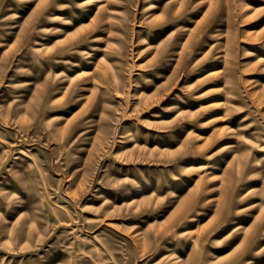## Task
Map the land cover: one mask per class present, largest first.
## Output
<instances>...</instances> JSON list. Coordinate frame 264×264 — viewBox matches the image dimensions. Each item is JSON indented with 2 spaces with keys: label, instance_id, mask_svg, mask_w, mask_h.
I'll return each mask as SVG.
<instances>
[{
  "label": "rangeland",
  "instance_id": "rangeland-1",
  "mask_svg": "<svg viewBox=\"0 0 264 264\" xmlns=\"http://www.w3.org/2000/svg\"><path fill=\"white\" fill-rule=\"evenodd\" d=\"M0 264H264V0H0Z\"/></svg>",
  "mask_w": 264,
  "mask_h": 264
},
{
  "label": "bare ground",
  "instance_id": "bare-ground-1",
  "mask_svg": "<svg viewBox=\"0 0 264 264\" xmlns=\"http://www.w3.org/2000/svg\"><path fill=\"white\" fill-rule=\"evenodd\" d=\"M55 11H56V10H55ZM58 11H59V10H58ZM176 18H177V17H172V18H171V17H168V20L171 19L172 22H175Z\"/></svg>",
  "mask_w": 264,
  "mask_h": 264
}]
</instances>
